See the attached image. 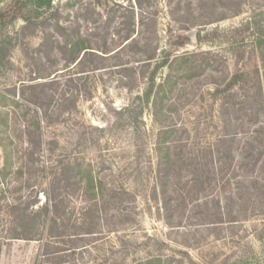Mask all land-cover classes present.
Returning a JSON list of instances; mask_svg holds the SVG:
<instances>
[{"label": "rangeland", "instance_id": "374dc122", "mask_svg": "<svg viewBox=\"0 0 264 264\" xmlns=\"http://www.w3.org/2000/svg\"><path fill=\"white\" fill-rule=\"evenodd\" d=\"M53 4L62 27L49 23L46 45L40 29L18 32L20 17L3 30L13 39L0 61V264H264V167L251 168L257 150L264 164V0ZM69 26L107 49L104 68H64L56 46ZM163 51L190 67L174 60L157 120L143 94ZM167 72L157 69L156 85ZM165 127L172 162L159 179ZM58 161L89 164L106 186L97 208L76 178L51 184ZM46 202L52 228L35 212Z\"/></svg>", "mask_w": 264, "mask_h": 264}, {"label": "trees", "instance_id": "16d2710c", "mask_svg": "<svg viewBox=\"0 0 264 264\" xmlns=\"http://www.w3.org/2000/svg\"><path fill=\"white\" fill-rule=\"evenodd\" d=\"M2 1V0H0ZM57 7L54 6L53 0H12L9 4L5 5V7L0 8V61L5 58V55L8 51L6 48V41L5 40H12L13 38L8 36L7 34L3 33V30L6 29V26L13 22L17 17H20L23 20V24L20 26V29L18 32L23 30H31L34 31L35 29H40L42 31V40L43 43H41V46L46 45L47 41L50 40L49 36V23L52 24L54 29H61L60 22L54 18L57 15ZM45 14H47L45 16ZM19 15V16H18ZM133 22V21H132ZM251 25L250 21H245L241 26H239L237 29H235L233 32L230 33L228 36L230 39H237L240 35L244 33L245 30L249 28ZM77 26V25H76ZM134 26V23H133ZM70 28H73L75 26H69ZM67 31V30H66ZM63 34V40H65L62 44L57 45L56 49L58 53L63 57L64 61V68L69 67L70 65L74 64V66H79L81 71H95L101 68L105 67L104 62L107 60V49L98 50L100 53H97L93 51L92 46L89 44L88 39L84 36H81L80 32L77 30V27H75L74 31L67 32ZM128 31L125 36L124 40H132L133 44L136 43L135 36H133L134 27L128 28ZM215 35V32L212 33H204L200 35L197 34V40L198 41H204L210 39L212 36ZM179 42L177 44L179 45H185L188 43V37L185 35H180ZM60 38H56V40H59ZM62 39V38H61ZM164 53V51H163ZM170 54L164 53V56L162 60L158 63H156L155 67L151 70L149 76H148V86L145 89V92L143 94V98L146 103L151 101V103L154 106L155 114L154 118L158 120L159 115H161V119L165 118V114L162 112V106H163V100L165 99L167 92L163 90V84H168L171 81V75L170 71L173 69V63L175 61H181V63H185L184 65L187 67L185 71L189 70L190 64H188L187 59L184 56H175L174 60L169 61ZM153 58V57H151ZM150 59V58H149ZM90 63H94L93 66L89 68L87 66ZM163 66H166L168 68V72L166 76L164 77L162 83L155 84V75L158 68H161ZM183 66V68L185 67ZM88 67V68H87ZM182 68V69H183ZM242 77V74L238 75L235 74L232 77V83L235 84L238 82V79ZM159 113V115H158ZM160 121V119H159ZM162 123V122H161ZM173 133L172 128H161L158 132V139L156 144V152L159 155V161L157 162V169H158V175L160 179V174L166 173V168L171 164V144H170V137ZM41 140L37 139L35 142L37 146L41 145ZM57 140H54L52 144L57 145ZM225 140H223V143ZM30 143V142H29ZM32 143V142H31ZM252 144H250L251 146ZM50 149V148H49ZM218 154V151H216ZM262 154L259 150H257L256 153L252 154V163L251 168H253V172L257 173L262 171L263 169V161H262ZM59 163V170L51 176V184L56 183L57 181L63 179L69 181L76 180L80 184V186L83 189L84 198L87 197V203L88 207L93 209L97 208V205H99V202L103 200L104 194L103 191L106 189V186H104L102 180L100 178H97L93 173L92 169L90 168L89 164L86 165H80L74 161H66V162H57ZM262 163V164H261ZM262 165V166H261ZM162 167V169H161ZM6 170V166H4L1 169V172H4ZM162 172V173H161ZM258 174V173H257ZM264 175V174H263ZM164 176L162 178H164ZM254 182L255 179H254ZM162 183V182H161ZM164 184V181H163ZM111 198H113L112 195H109ZM53 207V208H52ZM17 207H13L12 209H16ZM36 213L41 212V214H44L49 217L48 222L45 223L44 226L51 227L53 224L57 225V218H56V206H52V204L46 202L43 203L39 208H37ZM20 236H24L25 239H28L31 236H27L24 234H19ZM18 234H16L13 238H20ZM138 264H163L162 260L159 258H152L146 260L144 263H138Z\"/></svg>", "mask_w": 264, "mask_h": 264}]
</instances>
